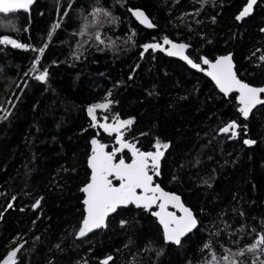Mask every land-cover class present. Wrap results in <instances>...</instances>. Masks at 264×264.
<instances>
[{
  "label": "trees",
  "instance_id": "trees-1",
  "mask_svg": "<svg viewBox=\"0 0 264 264\" xmlns=\"http://www.w3.org/2000/svg\"><path fill=\"white\" fill-rule=\"evenodd\" d=\"M69 2L36 0L27 12L0 14V36L33 47L49 44L38 65L48 69L46 82L34 79V52L0 45V117L7 116L0 119V259L18 245H23L18 264H99L108 255L114 258L110 264H201L210 259L202 250L205 242L218 256L220 244L234 250L228 233L241 224L259 229L264 219V106L253 109L245 122L233 106L235 94L224 97L179 57L159 50L141 57L140 45L167 35L209 59L231 52L238 77L264 86V0L241 21L235 16L246 0H205L203 7L199 0H100L119 18L100 28L89 25L88 32L99 31L105 44L73 35L84 23L79 9L90 10L96 2L75 0L49 40ZM129 7L145 10L157 27H141ZM132 30L135 43H126ZM109 91L114 102L108 111L97 110L98 122L105 116L111 122L116 114L134 117L129 139L135 136L138 146L148 149L156 137L170 142L154 181L178 194L197 217L198 228L182 246L164 244L155 217L131 205L112 214L105 229L83 239L73 234L82 219L80 188L90 175V140L95 136L106 150L115 146L102 129L89 127L87 115V106L103 102ZM237 118L248 124L246 136L217 134ZM244 138L256 144L246 146ZM38 198L41 204L33 209ZM121 219L127 221L124 227ZM222 221L230 225L227 230ZM149 241L152 249L163 248L160 256L146 248Z\"/></svg>",
  "mask_w": 264,
  "mask_h": 264
},
{
  "label": "snow or ice",
  "instance_id": "snow-or-ice-1",
  "mask_svg": "<svg viewBox=\"0 0 264 264\" xmlns=\"http://www.w3.org/2000/svg\"><path fill=\"white\" fill-rule=\"evenodd\" d=\"M33 2L34 0H0V14H13L20 10L27 12ZM74 2L75 0H70L67 8L63 11L61 19L52 25L51 30L48 32L49 40L58 29H61L63 20L68 18L69 12L73 9ZM123 2L124 0H122ZM199 2L203 7L205 0H199ZM256 4L257 0H246L242 10L235 16V20L241 21L251 15ZM127 11L144 28L154 29L157 27L145 10L129 7ZM79 13L84 23L80 26L79 31L74 32L73 35L93 36L88 32L90 24L100 28L105 23L115 24L119 22V18L114 17L100 3V0H96L90 6V10L79 9ZM195 14L199 15V9L196 10ZM185 15L190 14L185 13ZM260 31L264 32V28ZM136 35V31L132 30L131 35L127 37L125 42L135 43L134 37ZM93 38L99 44H105L99 31L94 33ZM153 40H156V38L153 37ZM0 45H10L14 49H30L34 52L36 55L31 61V70L38 72L34 79L38 82L47 81L48 69L43 68L41 71L38 65H41L42 57L49 47L48 43L33 47L30 44L18 42L17 39L11 38L9 35H2L0 36ZM77 46H80L79 42ZM140 47L143 49L140 53L141 57H143L144 52L149 50L153 52L159 50L165 52L169 57H179L192 69L204 72L210 77L224 97L235 94L236 103L233 106L238 113V117H242L245 122L249 120L253 109H257L258 105L264 106V86H253L250 82H245V80L238 77L237 72L234 71L231 52L217 56L214 60L209 59L206 55L189 52L191 48L189 43H177L167 35L162 37V41L143 43ZM260 60L264 61V56H261ZM131 78L129 76V79ZM110 96L111 91L106 94L103 102L87 106V115L90 117L89 127L102 129L103 133L114 139L115 146L111 150H106L108 146L101 143L95 136L90 140L91 151L87 156V168L90 170V175L87 182L80 188V192L84 194L82 219L73 234L76 239L87 238L90 233L94 234L95 230L105 229L112 214H118V210L127 209L131 205L144 212H150L151 216L156 218L162 228L164 244L182 246V238L197 228V217L192 209L185 206L179 195L165 191L159 183L154 182V177H159L162 174V158L165 157V152L170 148V142L162 141L159 137H156L150 148L144 149L142 146H138L140 141L135 136L129 139L132 127L135 124L134 117L121 119L119 114H116L112 116L110 123L107 122L109 119L107 116L103 117L105 122H98L97 110L108 111L114 102L109 99ZM6 118V115L0 117V119ZM245 122H241L239 118L230 119L219 127L217 134H222L228 139H238L242 133L246 136L248 124ZM86 130L84 129V131ZM139 135L147 136L148 134L141 132ZM242 143L251 146L256 144V140L244 138ZM15 199L16 197L13 196L12 200ZM41 199H36L32 205L33 209L39 207ZM153 206L156 210H153ZM12 207V203H9L8 208ZM169 207L176 209L179 214L176 211H169ZM239 215L243 217L245 213L241 211ZM222 223L225 224V230L230 227L226 222L222 221ZM126 224V220H120L121 227ZM215 235H220L219 229ZM228 235L234 237L230 241L231 245L234 246V250L233 247L220 244L221 255L218 256L213 245L210 242H205L202 250H208L210 259L201 261V264H264V219L260 221L259 229L249 227L246 230L245 225L241 224L237 230L229 232ZM244 239L250 242L242 244L241 241ZM152 243L149 241L146 248L154 250L156 255L160 256L163 248L152 249L150 247ZM22 247L23 245H18L7 251L6 255L0 259V264H18L17 254ZM113 259L111 255H108L100 260L99 264H110ZM84 264H87V261H84Z\"/></svg>",
  "mask_w": 264,
  "mask_h": 264
},
{
  "label": "water",
  "instance_id": "water-1",
  "mask_svg": "<svg viewBox=\"0 0 264 264\" xmlns=\"http://www.w3.org/2000/svg\"><path fill=\"white\" fill-rule=\"evenodd\" d=\"M35 1L36 0H34V2H33V4L35 3ZM33 4L32 5H30V8H29V10L31 9V7L33 6ZM20 11H23V10H20ZM19 12V11H18ZM133 19H134V17H132ZM135 20V19H134ZM138 23V22H137ZM141 27H143L144 28V26H142V25H140ZM146 29V28H145ZM177 43H179V42H177ZM165 47H167V46H165ZM165 53V52H164ZM166 54V53H165ZM228 54V53H227ZM223 55H226V54H223ZM220 56V55H219ZM215 59V58H214ZM213 59V60H214ZM186 63V62H185ZM187 65V64H186ZM233 65H234V71H235V64H234V61H233ZM190 69H192L189 65H187ZM206 67V66H205ZM193 71H197V70H195V69H192ZM202 73H204V72H202ZM205 74V73H204ZM206 75V74H205ZM207 76V75H206ZM207 78L213 83V85L215 86V83L211 80V78L210 77H208L207 76ZM216 87V86H215ZM218 91H219V89L218 88H216ZM220 92V91H219ZM222 94V93H221ZM90 171V170H89ZM155 182V181H154ZM165 190V189H164ZM165 191H167V190H165ZM178 195V194H177ZM181 201H182V199H181ZM183 202V201H182ZM186 207H188L187 205H185ZM156 210V209H155ZM169 211H176L177 212V214H179L178 213V211L176 210V209H173V208H171V207H169ZM194 213V212H193ZM195 215V214H194ZM156 219V218H155ZM156 222H157V224H158V221L156 220ZM159 225V224H158ZM199 225V224H198ZM198 225H197V228H198ZM161 228V227H160ZM197 228H195V229H193L192 230V232L194 231V230H196ZM96 231V230H95ZM161 231H162V228H161ZM192 232H190V233H192ZM190 233H188L187 235H189ZM186 235V236H187ZM185 236V237H186ZM185 237H183L182 238V240L185 238ZM176 246V245H175Z\"/></svg>",
  "mask_w": 264,
  "mask_h": 264
},
{
  "label": "rangeland",
  "instance_id": "rangeland-1",
  "mask_svg": "<svg viewBox=\"0 0 264 264\" xmlns=\"http://www.w3.org/2000/svg\"><path fill=\"white\" fill-rule=\"evenodd\" d=\"M101 122V121H100ZM102 122H104V121H102ZM110 123V122H109Z\"/></svg>",
  "mask_w": 264,
  "mask_h": 264
}]
</instances>
